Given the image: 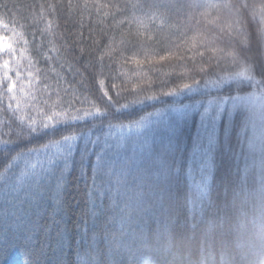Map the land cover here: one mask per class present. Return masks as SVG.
<instances>
[{
	"label": "snow or ice",
	"instance_id": "snow-or-ice-1",
	"mask_svg": "<svg viewBox=\"0 0 264 264\" xmlns=\"http://www.w3.org/2000/svg\"><path fill=\"white\" fill-rule=\"evenodd\" d=\"M9 3L10 0H0V9L4 10L0 13V123L7 129L0 132V166L8 162L4 174H0V207L7 205L11 209L5 223L11 222L0 240V249L5 245L17 247L22 240L33 264H43L49 249L52 264H156L157 251L171 250L175 238L190 231L187 215L181 222L182 200L186 205V198L176 187L187 163L197 165L201 174L199 196L194 201L200 217L191 226V235L200 243L202 253L206 250L199 264H237L232 258V239L244 231L254 198L264 215V29L255 37L253 55L248 54L253 51L251 47L236 54L243 57V65L233 58L239 70L215 80L204 79L208 70L196 64V57L203 59L206 51L213 55L223 52L215 47L222 38L211 33L206 36L197 31L182 44L171 43L163 55L149 56L145 52L143 60L140 51L132 52L128 47L129 41L121 39L116 46L115 38L107 32L86 45L82 39L71 44L62 42L55 50L60 52L62 48L64 55H70L73 67L69 69V80L67 73L61 75L56 68L45 71L37 67L38 59L26 55L30 41L10 27L15 23L12 12L18 5L12 2L10 7ZM185 6L164 5L169 10ZM68 7L73 5L69 3ZM246 7L241 4L237 15ZM32 37L34 42L35 33ZM226 46L231 47V42ZM137 47L143 51L139 42L132 44V48ZM182 48L194 51V55H181ZM171 59L191 61L195 76L201 79L182 82L184 75L179 74L176 79L181 82L173 81L169 91H162L167 81L160 91H153L156 84L145 79V65L152 70L156 64ZM53 60L45 56L44 63ZM124 65L140 69L131 87L123 72H113ZM241 77L252 91L241 94ZM106 80L110 82L107 87ZM227 80L235 83V89L225 83ZM209 87L215 88L217 95L205 100L203 97L210 94L200 89ZM186 92H199L202 99L185 96ZM164 97L180 99L168 103ZM156 104L163 107L157 108ZM146 108L154 110L139 115ZM121 117L128 123L113 124ZM194 120V129L188 136L186 129ZM221 151L243 160V175L237 167L235 179L227 182L222 191H215L214 172ZM13 168L19 170V179ZM73 172L87 189L86 207L91 203L89 211L82 210L81 218L92 216L94 232L89 237L78 224L76 241L71 239V229L64 219V194ZM256 175L258 184L249 182V176ZM97 179L101 181L99 186ZM53 190L54 196L50 195ZM93 195L101 200L107 195L111 206L107 210L101 207ZM49 207L45 224L42 221ZM150 210L159 213L153 217L158 224L155 229L146 221ZM53 227L57 228L55 245L49 243Z\"/></svg>",
	"mask_w": 264,
	"mask_h": 264
},
{
	"label": "trees",
	"instance_id": "trees-1",
	"mask_svg": "<svg viewBox=\"0 0 264 264\" xmlns=\"http://www.w3.org/2000/svg\"><path fill=\"white\" fill-rule=\"evenodd\" d=\"M14 2L18 5L17 10H13L12 14L15 16V23L10 27H14L18 36H22L30 41L27 46V55H31L34 59L40 62L37 67L45 71H51V68H56L61 75L68 74L71 80L72 73L69 71L73 67V62L70 55H64L63 49L57 52L55 49L59 48L62 42L71 44L72 41L82 39L85 45L90 39H100L102 32H107L110 37H114L116 46H119L121 39L129 41L128 47L132 52L140 51V59H144V53L147 52L149 56L163 55L164 50L170 46L171 43L182 44L185 40L190 38L199 31L202 35L211 33L213 36H219L222 39L216 42L215 47L223 49V52H218L213 55L210 51L205 52L203 59L196 57V64L202 65L208 70V75L204 79H217L221 76H227L238 71L239 69L233 64V58L240 60L242 65L245 63L243 57L236 55L240 49H247L251 47L253 55L256 48L255 37L260 34V30L264 29V0H10L9 6ZM73 5L72 8L68 4ZM87 7H84V5ZM183 4L186 5L180 9L169 10L164 5ZM228 4L225 8L221 5ZM241 4H246L248 7L240 10V15H237L236 9ZM77 5L79 7H77ZM97 5V7H93ZM103 5L104 7H99ZM191 5H206L205 7H195ZM31 6V7H29ZM48 6H51L49 8ZM4 12L0 9V13ZM9 19L6 17V20ZM191 29V31L189 30ZM234 29V31H232ZM32 33H35L36 40L33 42ZM43 33V35H41ZM186 34V35H185ZM139 42L142 44L143 51L139 47L132 48V44ZM231 42V47L226 46ZM104 43H108L107 40ZM85 45H76L81 47ZM188 45L185 44L184 48ZM181 49L180 54L185 56L194 55L193 52ZM175 51V48H172ZM203 51V49H201ZM261 53L264 54V44L261 45ZM131 52H126L125 55H130ZM45 56H51L54 60L49 63H44ZM211 57V58H210ZM158 59V56H157ZM57 61L59 63H57ZM60 64H63V69H60ZM75 67H78L75 66ZM194 65L191 61L181 62L178 59H171L166 62L156 64L155 68L149 70V66L145 65L143 71L145 79L155 81L156 87L153 91H169L175 83L181 82L176 77L179 74L184 75L182 82H190L192 78L201 79L200 76H195L193 71ZM123 72L125 79L129 80V87L132 83H136V74L140 69L132 65H124L113 70ZM52 75H55L54 73ZM203 75V74H202ZM51 79V77H50ZM244 82L243 92H250L253 89L247 87V81L243 77L238 78ZM119 83L120 81H113ZM110 82L106 80L107 87ZM203 84V80H201ZM226 84H232L233 89L236 85L233 81L227 80ZM227 91V90H225ZM200 92H208L210 96L203 97L208 99L211 96L217 95L215 88L200 89ZM111 94V89H109ZM235 95V91L232 93ZM185 96H192L195 99H202L199 92L185 93ZM164 99L171 103L173 100L180 99L178 97H164ZM124 101L122 100L121 103ZM139 108V106H133ZM155 107H163V105L156 104ZM153 108H146L139 111V115H144L146 112L153 111ZM125 112L130 109L123 110ZM139 118L138 116L136 117ZM198 119V117H196ZM128 123V119L121 117L120 120H114L113 124L120 122ZM195 125L193 121L192 127L186 129V134L191 135ZM115 131V129H114ZM0 132H7L3 123H0ZM235 143V141H233ZM238 151V149H237ZM94 159V158H93ZM0 166V174H4V168ZM237 167L242 169L244 167L243 160L234 157L232 153L221 151L217 154V167L214 172L215 191H222L224 185L235 179ZM88 175L91 176V167L89 166ZM15 178L19 179V170L13 168ZM77 173L73 172L69 178L70 183L66 188L64 194L65 205L67 213L64 219L67 221V227L71 229L70 237L73 241L78 239L79 233L76 226H82V230L86 231L88 236L94 235L92 231L93 218L91 215L82 220L81 212L89 211L91 203L86 207L87 189L83 180H76ZM201 179L200 170L197 165L189 166L185 164L184 171L178 176L176 187L178 188L182 198H186V205L182 200L181 205V222L183 223V216L187 215V227L189 234L186 236H177L174 240V246L171 250L165 251L160 249L154 254L156 264H199L200 256L206 255V250L202 253L200 243L191 235V226L195 223L200 213L198 206L194 201L199 196L198 184ZM3 176L0 175V182ZM259 182V175L255 177L249 176V182ZM89 179L88 183L91 184ZM99 186L101 181L97 179ZM103 192V189H100ZM54 196V190L50 194ZM93 199L98 205L106 210L111 206V201L107 195L103 199H98L93 195ZM46 203L50 201L46 200ZM259 210L258 199H253L249 206V213H254ZM11 211L4 205L0 207V240L3 239L8 229V223H5L7 214ZM51 207L45 212V218L42 223H48V212ZM158 210H150L146 216L148 226L155 229L158 227L157 220L153 217H158ZM195 216V220L193 217ZM59 219V217H57ZM87 221L85 225L84 221ZM10 234V233H9ZM57 242V228L53 227L51 232L50 244L55 245ZM237 245H241V235L237 233L232 239V247L235 249ZM249 256H256L258 259H264V254L256 252L252 249H243ZM218 251V248H217ZM219 256L217 255V260ZM239 264L238 259H234ZM0 261L3 264H33L25 251V244L22 240L19 241L17 247H9L5 245L0 249ZM43 264H52V252L48 251V255L43 258Z\"/></svg>",
	"mask_w": 264,
	"mask_h": 264
},
{
	"label": "clouds",
	"instance_id": "clouds-1",
	"mask_svg": "<svg viewBox=\"0 0 264 264\" xmlns=\"http://www.w3.org/2000/svg\"><path fill=\"white\" fill-rule=\"evenodd\" d=\"M241 235V245L233 251V259H238L243 264H261L264 259H258L256 256H249L243 249H252L264 254V215L260 210L249 213L246 221V227Z\"/></svg>",
	"mask_w": 264,
	"mask_h": 264
},
{
	"label": "rangeland",
	"instance_id": "rangeland-1",
	"mask_svg": "<svg viewBox=\"0 0 264 264\" xmlns=\"http://www.w3.org/2000/svg\"><path fill=\"white\" fill-rule=\"evenodd\" d=\"M27 55V54H26ZM33 115H36V116H38V114L37 113H33Z\"/></svg>",
	"mask_w": 264,
	"mask_h": 264
}]
</instances>
